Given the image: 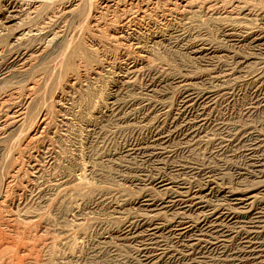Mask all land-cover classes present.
<instances>
[{
  "label": "rangeland",
  "instance_id": "obj_1",
  "mask_svg": "<svg viewBox=\"0 0 264 264\" xmlns=\"http://www.w3.org/2000/svg\"><path fill=\"white\" fill-rule=\"evenodd\" d=\"M263 8L0 0V264H258ZM179 190L207 207L150 206Z\"/></svg>",
  "mask_w": 264,
  "mask_h": 264
},
{
  "label": "bare ground",
  "instance_id": "obj_2",
  "mask_svg": "<svg viewBox=\"0 0 264 264\" xmlns=\"http://www.w3.org/2000/svg\"><path fill=\"white\" fill-rule=\"evenodd\" d=\"M232 1V0H231ZM245 1V0H244ZM258 1V0H257ZM49 2V1H48ZM237 2V1H236ZM206 7H208V6H206ZM215 7V6H214ZM210 9H211V7H209ZM202 9V8H201ZM208 9V8H207ZM220 9V8H219ZM261 9V8H260ZM264 9V8H263ZM187 10V9H186ZM192 10V9H191ZM222 10V9H221ZM236 10V9H235ZM194 11V10H193ZM214 11V10H213ZM224 11V10H223ZM259 11V10H258ZM238 12V11H237ZM254 12V11H253ZM68 13H69V11H68ZM197 13V12H196ZM244 13H246V12H244ZM243 14V13H242ZM249 14V13H248ZM82 15V14H81ZM209 15V14H208ZM212 15V14H211ZM76 16H77V14H76ZM229 16V15H228ZM227 16V17H228ZM35 17V16H34ZM81 17V16H80ZM214 17V16H213ZM232 17V16H231ZM251 17V16H250ZM219 18V17H218ZM237 18V17H236ZM115 19V18H114ZM124 19V18H123ZM208 19V18H207ZM228 19V18H227ZM238 19V18H237ZM249 21H250V19H249ZM226 22V21H225ZM228 22V21H227ZM242 24V23H241ZM240 24V22L239 21H237V20H233V21H231L230 23H226L225 25H224V27H227L228 28V30H229V32H230V34H233L234 35V33H236V31H243V32H249V31H251V26L250 25H247V24H242L241 25ZM21 25V24H20ZM226 30V29H225ZM252 34V33H251ZM106 40V39H105ZM202 40V39H201ZM17 41V40H16ZM76 41V40H75ZM207 41V40H206ZM74 43V42H73ZM205 45V44H204ZM27 46V45H26ZM69 47H70V45H69ZM75 47V46H74ZM68 49V48H67ZM73 49V48H72ZM76 49V48H75ZM79 49V48H78ZM41 50V49H40ZM66 50V49H65ZM198 51H200V49L199 50H197V52ZM113 52V51H112ZM67 53V52H66ZM74 53V52H73ZM17 54V53H16ZM43 54V53H42ZM65 54V53H64ZM77 55V54H76ZM65 57H66V55H64ZM61 57V56H60ZM71 57V56H70ZM75 57V56H74ZM31 58V57H30ZM75 59V58H74ZM18 61H25L26 60V58H24V54H22V55H20L19 57H18V59H17ZM63 60V59H62ZM61 61V60H60ZM67 62H70V59L69 60H67ZM16 64H17V61L15 62ZM19 63V62H18ZM31 64V63H30ZM55 64H56V62H55ZM72 64V63H71ZM19 65V64H18ZM13 66V65H12ZM16 66V65H15ZM28 66H29V64H28ZM69 66H70V64L69 63H67L66 64V66L65 67H67V68H69ZM72 66V65H71ZM32 67V66H31ZM63 67V66H62ZM73 67V66H72ZM155 68V67H154ZM47 70V69H46ZM15 71V70H14ZM61 71V70H60ZM68 71H70V70H68ZM264 71V70H263ZM58 72V71H57ZM62 73H63V71H62ZM61 73V75H63ZM263 73V72H262ZM264 74V73H263ZM12 75V74H11ZM62 77V76H61ZM258 77H259V75H258ZM61 79V78H60ZM153 82V81H152ZM260 82V81H259ZM190 83V82H189ZM197 84V83H196ZM185 85V84H184ZM187 86V85H186ZM186 90V89H185ZM188 92V91H187ZM188 95V94H187ZM186 95V96H187ZM12 99V98H11ZM29 102V101H28ZM27 103V102H26ZM33 108V107H32ZM8 114V113H7ZM155 117V116H154ZM6 124V123H5ZM2 125V124H1ZM257 155V154H256ZM136 160V159H135ZM162 161V160H161ZM264 163V162H263ZM257 164V163H256ZM262 165H264V164H262ZM83 174V173H82ZM83 175H81V177H79V185H82V184H80V183H83L84 181H83ZM78 179V178H77ZM258 180V179H257ZM86 181V180H85ZM91 181V180H90ZM78 182V181H77ZM86 183V182H85ZM171 182L170 181H166V180H161L160 182H159V184L162 186V187H169L168 185L170 184ZM68 187V186H67ZM213 187V186H212ZM74 188V187H73ZM60 189V188H59ZM123 190V189H122ZM181 190V189H180ZM176 191V192H174L173 193V195H170V196H168V199H166V198H163V199H160V201H157V202H150V201H152L153 199H146V200H149V202L151 203V205L150 206H155V207H157V206H159L158 208H156V209H153V210H157V209H159L160 207H167V206H169L170 204H172V203H174V204H177V205H179V207L181 206V208L182 209H184V211L185 210H187V209H190L193 205H202L203 207H205L206 206V203H205V201L203 200L204 198H203V195H201V194H199V192H197V191H193V193H190V192H188V191ZM71 191V190H70ZM124 191V190H123ZM244 191V190H243ZM163 192V191H162ZM171 192H173V191H171ZM61 193V192H60ZM65 193V192H64ZM231 193V192H230ZM124 194V193H123ZM126 194V193H125ZM127 195V194H126ZM159 196V195H158ZM236 196V195H235ZM237 196H239V198H237V199H240V201L241 202H244V203H247V206L249 205V206H251V204L253 203V201L255 200V199H257V195L256 194H254L252 191H246V192H241V193H239V194H237ZM122 197V196H121ZM119 198V197H118ZM205 199H207L206 198V195H205ZM260 199V198H259ZM61 200V199H60ZM264 201V200H263ZM208 202V201H207ZM237 202H239V200L237 201ZM237 202H236V204H237ZM118 203V202H117ZM143 204V203H142ZM210 204V203H209ZM175 206V205H174ZM212 206V205H211ZM220 206V205H219ZM222 206V205H221ZM172 207V206H171ZM200 207V206H199ZM207 207V206H206ZM209 207V206H208ZM228 208V207H227ZM250 208V207H249ZM196 209V208H195ZM194 209V210H195ZM199 209V208H198ZM203 209V208H202ZM211 209V208H210ZM217 210V208H215V207H213L212 208V211H211V213L212 212H215L216 210ZM220 209V208H219ZM218 209V210H219ZM205 210V209H204ZM207 210V209H206ZM240 210V209H239ZM243 210V209H242ZM248 210V209H247ZM184 211H182L181 212V214L182 215H180V220L179 221H177V225L178 226H183V229H184V227H188V225L189 226H191V224L192 225H194L193 223H192V221H190V220H188L187 218L188 217H186L185 216V212ZM244 211V210H243ZM262 212H263V210H261ZM206 212V211H205ZM208 212V211H207ZM238 213V212H240V213H242L241 211H231V212H229V213H227V216H225L226 218L228 217V219H229V217L230 218H234L235 216H233V214L234 213ZM246 212V211H245ZM29 213V212H28ZM156 213V212H155ZM247 213V212H246ZM245 213V214H246ZM255 214H254V217L257 219L260 215H259V213L256 211V212H254ZM37 214V213H36ZM35 214V215H36ZM50 214V213H49ZM153 214V213H152ZM205 215H206V213H204ZM221 214V213H220ZM226 214V213H225ZM262 214V213H261ZM151 215V214H150ZM157 215V214H156ZM155 215V216H156ZM211 215V214H210ZM215 215V214H214ZM159 216H160V214H159ZM179 216V215H178ZM190 216V215H189ZM204 216V215H203ZM208 216V215H207ZM243 216V215H242ZM151 217H153V215L151 216ZM150 217V218H151ZM217 217H220V215H218L217 214ZM223 217V216H222ZM237 217V216H236ZM253 217V216H252ZM47 219V218H46ZM154 219V218H153ZM160 219V218H159ZM250 219V218H249ZM261 219V217L259 218V221H262V220H260ZM146 220V219H145ZM200 220V219H199ZM220 220V219H219ZM235 220H236V218H235ZM150 221V220H149ZM196 221V220H195ZM218 221V220H217ZM250 221V220H249ZM264 221V220H263ZM151 222V221H150ZM251 222V221H250ZM179 223V224H178ZM206 223V222H205ZM213 223V222H212ZM211 223V224H212ZM220 223V222H219ZM156 224V223H155ZM155 224H151V226H150V228L151 229H153V228H157V226L155 225ZM204 224V223H203ZM209 224V223H208ZM217 224V223H216ZM236 224V223H235ZM177 226V227H178ZM214 226V225H213ZM213 226H211V227H213ZM257 226V225H256ZM255 226V227H256ZM191 227H193V226H191ZM234 227V226H233ZM172 228V227H171ZM180 228V227H179ZM263 228H264V226H263ZM182 229V228H181ZM188 229V228H187ZM191 229V228H190ZM260 229V228H259ZM261 229H262V227H261ZM150 230V229H149ZM158 230V229H157ZM240 230V229H239ZM259 231V230H258ZM143 232V231H142ZM161 232V231H160ZM171 232V231H170ZM223 232V231H222ZM221 232V233H222ZM250 232V231H249ZM257 232V231H256ZM261 233V232H260ZM138 234V233H137ZM189 234V233H188ZM208 234V233H207ZM211 234V233H210ZM225 235V234H224ZM200 237V236H199ZM248 239V238H247ZM246 239V240H247ZM254 239V238H253ZM253 239H251V240H253ZM155 240V239H154ZM250 240V241H251ZM211 241V240H210ZM263 241V240H262ZM248 242V241H247ZM257 242V241H256ZM192 243V242H191ZM260 243V242H259ZM158 244V243H157ZM177 244V243H176ZM244 245V244H243ZM250 245V244H249ZM261 245V244H260ZM50 247V246H49ZM149 247V246H148ZM255 247V246H254ZM257 247V246H256ZM52 248H54V247H52ZM49 250H51V248L49 249ZM162 251V250H161ZM251 251V250H250ZM51 252V251H50ZM259 254L256 256V258H258L259 259V262H257L258 264H264V254H261L262 252H264V248L261 250V249H259ZM52 253V252H51ZM232 254V253H231ZM163 255V254H162ZM52 257V256H51ZM48 258V257H47ZM146 258V257H145ZM22 260H24V259H22ZM49 260V259H48ZM47 260V261H48ZM248 261V260H247ZM22 262V261H21ZM192 261H190V263H191Z\"/></svg>",
  "mask_w": 264,
  "mask_h": 264
}]
</instances>
